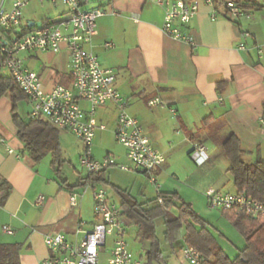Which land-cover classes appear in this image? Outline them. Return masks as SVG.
<instances>
[{
	"label": "crops",
	"instance_id": "crops-1",
	"mask_svg": "<svg viewBox=\"0 0 264 264\" xmlns=\"http://www.w3.org/2000/svg\"><path fill=\"white\" fill-rule=\"evenodd\" d=\"M250 1L257 5L245 7L246 14L236 20L225 17L221 8L216 9V17L212 18V7L199 2L197 13L186 27L194 46L163 33L164 9L153 0H89L85 5L87 9L100 7L106 12L96 20L97 33L92 39V49L101 66L113 70L115 87L127 99V112L138 119L152 145L164 156L157 178L162 175L166 178L170 171L173 172L171 175L176 183L164 188L167 178L162 191L177 193L207 223L195 210V192L205 195L208 188L237 192L228 170L230 162L223 151V141L234 134L239 139L243 161L264 160V131L259 124V118L264 114V0ZM11 2L0 0V5L9 9ZM64 14V6L57 9L51 2L31 0L23 11L19 30L32 29L47 19L57 20ZM106 42L111 46L105 48ZM240 43L243 48H239ZM38 54H56L57 58L50 60L56 71L44 63L35 69L28 66L26 61L37 59ZM20 57L40 76L45 90L56 84L70 86L66 48L58 53L23 52ZM63 63L65 71H61ZM153 97L161 98L174 108L175 115L167 107H149L147 100ZM30 110L31 105L21 111L15 100L0 97V137L4 139L0 142V243L18 245L19 264H42L49 254L44 235L61 233L68 241L78 243L84 232L97 223L91 186L105 189L112 202L110 192H113L118 197V204L119 196L111 185L126 190L140 201L131 189L111 181L106 174L108 168L104 173L108 183L75 186L76 180L84 175H64L62 171L67 184L60 183L51 165V153L33 158L18 136L12 115L17 114L28 124L34 119ZM116 114L113 103L96 111V118L106 128L96 131L93 141L96 136L114 133ZM26 118L29 120L25 121ZM57 129L61 143V132L69 131ZM193 143H202L208 158L201 165L190 163L184 173L186 176L180 178L174 173L172 163L177 155L190 157ZM122 148L123 156L116 155L117 163L129 165ZM47 154L50 157H46ZM107 154L110 153L105 151L104 156ZM195 175H200L199 181L195 182ZM186 191L193 192L194 197L190 199ZM142 193L140 190L139 194ZM121 216L125 232L135 226L140 239L137 225L122 212ZM3 227H8L11 233ZM207 228L216 238L208 224ZM181 230L180 251L187 245L183 241L184 229ZM112 240L113 237L109 247L105 243L102 249L107 254L106 261L110 257ZM148 249L141 250L139 257L146 256ZM159 255L162 259V251Z\"/></svg>",
	"mask_w": 264,
	"mask_h": 264
},
{
	"label": "built area",
	"instance_id": "built-area-1",
	"mask_svg": "<svg viewBox=\"0 0 264 264\" xmlns=\"http://www.w3.org/2000/svg\"><path fill=\"white\" fill-rule=\"evenodd\" d=\"M30 1L12 0L9 9L0 5V66L6 69L30 103L31 117L44 118L52 126L69 131L81 143L78 162L88 173L117 165L123 171L146 175L157 189L156 194L160 192L157 170L164 162V156L152 145L138 119L127 112V99L115 87L113 70L102 67L92 49V39L97 33L96 20L106 13L105 10L100 7L85 8L89 0H38L62 4L64 16L21 32L22 14ZM153 1L164 9L163 33L191 46H194V40L186 27L197 13L199 2L212 7V18L216 17L217 8H221L223 15L230 20H236L247 12L234 0ZM103 46L107 48L111 44L106 42ZM63 47L69 55L70 86L56 84L45 90L40 76L24 64L19 54L58 53ZM239 48H243L242 43ZM258 52L261 53L260 48ZM107 103H113L116 107L113 132L116 141L126 151L129 165L116 163L108 154L101 160L93 157L95 133L106 128L96 118V111ZM147 105L167 107L172 115L176 113L159 97L148 99ZM259 124L264 131V114L260 116ZM0 142H4L2 137ZM189 154L197 165L203 164L208 158L202 143H193ZM91 192L97 223L84 232L83 239L78 243L68 241L61 233L44 235L43 241L49 254L42 264H99V252L105 246L107 236L113 237V240L106 264L140 263L133 257L124 238L126 232L119 207L109 200L105 189L91 186ZM205 196L212 208L238 209L253 217H264V201L253 199L244 192L230 193L208 188ZM157 201L162 203L160 197ZM3 230L11 233L8 227H3ZM181 253L189 264H198L202 258L197 249L190 245L184 246Z\"/></svg>",
	"mask_w": 264,
	"mask_h": 264
},
{
	"label": "trees",
	"instance_id": "trees-1",
	"mask_svg": "<svg viewBox=\"0 0 264 264\" xmlns=\"http://www.w3.org/2000/svg\"><path fill=\"white\" fill-rule=\"evenodd\" d=\"M236 2L244 8H253L257 5L250 0L243 2L237 0ZM47 21L48 19L42 23ZM27 29L29 28L21 29V32ZM2 96H8L11 100L26 98L14 79L1 72L0 66V97ZM12 118L16 124L18 136L24 143V148L35 159H39L46 153H51V165L54 167L60 183L67 184V179L62 177L60 170L62 158L58 129L41 118L31 119L28 124L15 113ZM222 148L230 162L228 170L236 191L244 192L253 199L264 201V160L257 159L250 163L243 161L239 139L234 134H230L223 141ZM106 169L80 176L74 185L108 183L104 177ZM111 187L119 196L117 206L121 209L122 214L137 225L141 238L150 243L146 252L147 264L161 260L159 255L161 251L154 225V219L159 215L163 217L164 235L168 242L175 239L176 230L184 229V243L195 247L202 257L198 264H264V217H253L238 209L220 210L222 216L245 240L244 246L238 249L237 254L231 258L207 228V222L194 212L177 193L161 190L153 199L138 202L126 190L115 185H111ZM3 197L1 195V198ZM159 197L162 199V203L157 201ZM173 209H176V212H173ZM0 264H19L17 244L0 243Z\"/></svg>",
	"mask_w": 264,
	"mask_h": 264
},
{
	"label": "rangeland",
	"instance_id": "rangeland-1",
	"mask_svg": "<svg viewBox=\"0 0 264 264\" xmlns=\"http://www.w3.org/2000/svg\"><path fill=\"white\" fill-rule=\"evenodd\" d=\"M57 9H61L63 7L62 4L58 3ZM21 56V54H19ZM57 58L56 54H38L37 59L29 62L26 61L27 65L31 68L35 69L39 64H46V66H50L53 71H56L54 66L51 65V59ZM61 71H65V64L63 63L61 66ZM58 70V69H57ZM1 72L6 74V69L1 67ZM63 82V81H61ZM17 107L19 110H25L27 106L30 104L24 98L15 100ZM110 127H108L109 131ZM60 144H61V158H62V166L61 171L64 175H86L87 169L83 166L79 165L78 156L81 153L82 146L81 143L70 133L62 131L60 134ZM105 151H108L112 158L116 160V155L123 156V148L116 141L114 133H106L104 136L99 137L96 136L92 145V154L95 159L101 160L105 154ZM179 154V153H178ZM46 157H50L49 154ZM101 158V159H100ZM117 163V160H116ZM190 163L194 165V161L192 156L177 155L174 163H172V167L175 169L174 173H176L180 178H184L185 171L190 167ZM171 172L168 177L165 178V175H162L160 179H158V183L162 187L165 180L167 185L164 188H170L167 186H172L176 183L174 180V175H171ZM173 173V172H172ZM108 177L112 182H115L117 185H120L124 188L131 189L137 199L142 201H148L153 199L156 196V188L152 185L146 175L134 172V171H122L117 165H113L108 167L107 173ZM200 175H195V182L200 180ZM231 177V176H230ZM180 183L183 181L179 179ZM107 187V186H106ZM140 190H142V195L139 194ZM162 190V189H161ZM197 190V189H195ZM110 192V191H109ZM113 197V201L116 205L118 204V197L110 192ZM137 194V195H136ZM187 196L191 199L194 197V193L191 191H186ZM195 200V201H194ZM112 201V200H111ZM195 202V210L208 221L209 228L216 235L218 243L224 248L227 255L233 258L237 249L242 248L245 244V240L242 235L231 225V223L222 216L220 210L212 208L208 205V201L205 195L198 194L195 192V197L193 199ZM155 232L158 238L159 247L162 251V259L160 262L153 261L152 264H189L182 256L180 247L182 245L180 233L181 229L176 231L175 239L172 242H168L165 239L164 231V221L161 215L157 216L154 219ZM137 228L135 226L132 229H129L125 234V240L135 258L140 261L141 264H147V257L143 255L142 258L139 257V253L143 249H148L150 247V243L147 240L142 238L139 239L137 236ZM111 236H107L106 238V247L110 245ZM107 254L105 250L99 252L98 263L106 264Z\"/></svg>",
	"mask_w": 264,
	"mask_h": 264
},
{
	"label": "water",
	"instance_id": "water-1",
	"mask_svg": "<svg viewBox=\"0 0 264 264\" xmlns=\"http://www.w3.org/2000/svg\"><path fill=\"white\" fill-rule=\"evenodd\" d=\"M29 120L28 118L25 119V121Z\"/></svg>",
	"mask_w": 264,
	"mask_h": 264
}]
</instances>
